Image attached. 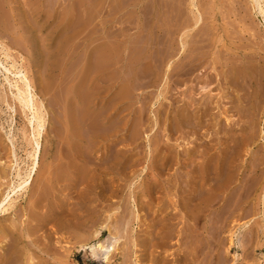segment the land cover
Instances as JSON below:
<instances>
[{"label": "rangeland", "instance_id": "rangeland-1", "mask_svg": "<svg viewBox=\"0 0 264 264\" xmlns=\"http://www.w3.org/2000/svg\"><path fill=\"white\" fill-rule=\"evenodd\" d=\"M138 1L107 0L101 6L100 0H0V41L10 47L11 59L26 73L46 118L31 182L22 193L9 194L14 200L0 214V264H264V198L260 199L264 192V15L253 7L254 0H195L193 11L201 16L199 24L209 30L206 35L193 31L188 39L209 51L217 62L212 72H220L221 63L228 60L249 65L253 74L241 80L244 114L236 112V96L220 78L213 80L211 114L204 118L202 96L197 95L203 74L195 71L197 76L191 74L181 85L175 75L177 47L186 29L179 27L191 20L188 0H141L139 5ZM260 2L264 8V0ZM141 57H147V64H137ZM2 72L7 75L0 64V198L18 181L16 170L23 173L30 165L32 138L29 112L18 106L14 87L8 86ZM145 72L149 75L144 76ZM257 81L261 90L253 114L248 98ZM125 88L128 98L124 99ZM182 88L186 97L195 92L196 101L185 140L174 118ZM138 109H143L141 130L145 131L132 142L128 128L121 125L136 120ZM250 119L255 121L256 142L248 153L241 151L236 162L246 166L239 172L240 182L252 181L247 168L255 151L262 161L254 175L260 185L242 191L246 202L229 218L224 231L217 233L222 221L219 212L226 208L222 202L213 201L195 222L184 216L180 200L189 188L199 185L195 175L205 159L214 162L229 150ZM105 133L111 136L103 139ZM119 148L140 157L138 167H145L155 154L159 172L146 167L140 179L137 171L129 169L121 174L109 172L108 164L97 156H111ZM77 154H81L80 168L73 173ZM109 178L115 179L116 188L110 187ZM146 181L156 185L150 210L147 196L141 193ZM55 201H59L56 207ZM159 206L164 207L160 214L154 211ZM136 208L138 217L133 220ZM162 216L166 223L158 225ZM100 223H109L118 236L117 249L107 262L78 246L100 229ZM102 229L89 245L97 239L112 241L108 229ZM231 232L233 243L227 248Z\"/></svg>", "mask_w": 264, "mask_h": 264}, {"label": "bare ground", "instance_id": "bare-ground-1", "mask_svg": "<svg viewBox=\"0 0 264 264\" xmlns=\"http://www.w3.org/2000/svg\"><path fill=\"white\" fill-rule=\"evenodd\" d=\"M106 1L107 0H100V5L103 6L106 3ZM138 2H139L138 3V5H139L140 2H141V0H139ZM164 3H162L163 6H164ZM168 5L166 7H168ZM195 5H196L195 4V0H188V5L187 6H188V8H190V13H191L190 19L191 20H190V22L185 21L184 23H181L180 24V27H179L180 30H182V29L184 30V28H186V29L183 32H181V36H180V39H179V43H178V47H177V52H176V66H175L176 73H175V75L178 77V83L180 85L181 84H184L186 78L188 76H190L191 74H193L195 71H198V73H201V75L203 74V80L202 81L204 82V84L201 86L200 91L199 92L196 91V92L198 93L197 95L200 94V97L202 96V98H201V101L202 102H200V104L202 105L201 108L203 109L202 110V113H201V117H204L205 118V116L208 117L211 114L210 113V108H211L210 104L212 102V95L210 94L211 93L210 90L213 89L212 88L213 87V80L214 81H219V79L222 78L223 81H224L225 87L228 90L230 89L234 93V95L236 96V100L239 103L238 106H237L236 112H238V114H240V113L244 114V111H243V109L241 107L242 105H240L241 104L240 103L241 102L240 101V91H243L242 89L244 87V84L242 86L241 80H244L245 81V79H246L247 76H249V78H253V76H252L253 74L251 72L252 71L251 70V67L249 65H247V64L242 63V62H241L242 64H237L236 62H230V61L226 60L225 63H221V67L222 68H221L220 72H216L215 74L212 72V71H214L216 69L217 62L213 58H211V55H210L209 51L202 50V48H204V45H203V47L201 46L202 48L201 47H196L195 45H192L193 43L191 44L190 40L188 39V37L193 34L192 33L193 31H195L196 33H201V35L202 34L206 35V34H208V30H209V29L205 28L206 26L205 27L200 26L201 24H199V22L201 20V16H200L199 13H197V10L195 12L193 11V10H195ZM124 6L127 7L126 5H124ZM253 7L254 8L255 7H258L259 10H260V12L264 15V8L261 5L260 0H254ZM168 11H170V10H168ZM165 15H166V13H165ZM0 17H2V16H0ZM70 20H71V18L70 19L65 18L64 21L69 22ZM263 21H264V19H263ZM99 22H100V20H99ZM166 22H167V20H166ZM103 23L105 24V21ZM65 25L67 26V24H65ZM165 27H168V25H165ZM165 30H166V28H165ZM168 30H169V28H168ZM219 40H220V38H217L216 41H219ZM4 43L5 42L0 41V52L3 54V58L2 59L4 60V62H2L0 60V64H1V66H3V69L6 71L7 75L5 73H3L4 71L2 73H3V75L5 74L4 77H5V80L8 82V86L10 85V86L14 87L13 96H14V99L19 104L18 106H20V108L22 109V111H28L29 112V115L30 116L28 117V122L31 125V130H32V133H31L32 136L31 137L32 138L31 139L29 138L30 139L29 141H30V144H31V150L28 151V157H30L29 160H31L30 161V165L26 169H24V172L23 173H22V171H20L19 169H17L16 170V176L18 177V181L15 184L14 183H11V186L9 187L10 189L8 191H3V192H5V194L0 198V214L2 212H4L5 210L7 211L8 207L11 206V204H12V202L14 200V199H11V197H10L9 194H11L12 192L16 194L18 191L21 192L23 190H26L27 186L31 182L32 176L35 173L36 168L38 166L39 154H40V150H41V140H40V138H41V131L43 130V127L45 126L44 125V119H46V118H44L43 105H42L41 102H39L37 100L38 98L36 99L35 94L33 92V88H32V86L30 84V81H29L26 73L23 71V69H21L22 67L21 68H18L17 62L15 60H13L14 58L11 59L10 53H9L10 50L8 51V49H10V47L7 48L8 47V46H6L7 44L4 45ZM194 44H196V43H194ZM201 45H202V43H201ZM8 59H11L10 63H8ZM147 61H148L147 60V57H144V58L141 57L139 59V61L137 62V64H139V65L140 64H143V63H146L147 64ZM219 63H220V61H219ZM132 64H133V62H132ZM169 66H170V64H169ZM166 72H167V70H166ZM135 73H134V75H135ZM10 74L12 75L11 78H10ZM217 74L219 75V77L216 76ZM137 75H139V74H137ZM146 75H149V74H147V72H145L144 76H146ZM194 76H197V74L194 73ZM260 83L258 84V81H257V83L256 82L254 83V87H253V90H252V94L248 98V101L250 102V107L252 109V113L253 114H254V111L256 110V106H255L254 101H256V99L258 98V92L260 93V90H261V84ZM125 85L126 84H122L123 87ZM215 85H216V83H215ZM251 85L252 84L250 83V86ZM191 88H192V90L194 89V87H191ZM202 92H204V93H202ZM121 93H122L121 96L124 99L125 98H128L127 97L128 94H127V89L126 88H125L124 91H121ZM194 93L195 92L190 91V93L188 94V97H186L185 96L186 95V89L184 90L182 88V90L180 92V94L183 95L180 98L181 104H179V106L177 107V109L175 111V117L174 118H175V121H176V126H177V129L180 130L181 133H182V137H181L182 139L185 138V134H186L185 128L189 127L191 125V120L193 118H195V113L193 114V109H192V105H194V101H195L193 99L195 97H192V95ZM2 97L4 98V96H2ZM185 98H187V100ZM0 100H2V98ZM230 101H233V100L231 99ZM195 103H196V101H195ZM217 106H219V104H217ZM138 110H140V109H138ZM142 110L143 109H141L138 112L137 117H136V120L134 119V121H132L133 123L131 122L128 125V121L125 120V122L121 125L122 128H128L129 135H130L129 137L132 140V142H133L134 139L135 140H138L137 138L140 136V134L142 132L141 127H143V122H144V120L142 122V119H141ZM226 111H227V108L226 109H223L222 112L226 113ZM108 114L111 115L112 112H109ZM220 114H221V112H220ZM227 120L230 121V119L226 118V121ZM197 122H201V121H198L197 120ZM246 123H247V125H243L242 126L243 131H242L241 135L239 137H234L232 139L233 145H231V148L229 146V150L224 151L223 154L221 153V155H219L215 159L214 162L213 161H210L208 158H207V160L205 159V161L202 163L200 169L197 170V175H195V178L197 177L198 180H199V182H198L199 185L193 186L192 189L189 188V190L186 192L187 193L186 197L183 198L182 200H180L181 203H182L180 205L183 206V208H184V210L186 212L184 216L187 215L188 216L187 219H189V217H190L195 222H198L196 220L198 218H200L201 216L202 217L205 216L206 213H204L205 212L204 210L207 207H209V205L213 201H216V203L217 202H222V203H220V205H223V208H224V206L226 208H224V210H222V211L219 212L218 219H221L222 218V221L221 220L218 221L219 225L217 227V233H221V232L224 231L225 224L228 222L229 218L233 215V213L237 210V208L239 206H242V204L244 202H246L247 195L242 196L243 195L242 194L243 193L242 191L244 189H248L250 187L253 188L252 190H254L255 188H257L260 185L259 184V181L260 180L257 181V178L254 177V175L259 170V166L262 163V161H261L260 156L255 151H254V153L256 155L254 157L251 156L252 158H251V161L249 162V167L247 168L248 169V172L251 174L252 181L249 182L248 179H245L244 182L243 181L240 182L241 176L239 175L240 174L239 172H240V170H244L246 166H243L242 164L238 165V163L236 161H237V159H239L240 154H241V151H242V153H248V150H249L250 146L252 144L254 145L255 142H256V140H255L256 139V135H255V133H256L255 132V121L253 122L250 119ZM97 136H99V135H97ZM110 136H111V133L101 134V137L103 139H108ZM123 147H125V146H123ZM71 148H72V146H71ZM77 148H78V145H77ZM78 151H79V149H78ZM80 151H82V150H80ZM74 152H76V150ZM111 153H113V152H111ZM77 155H78V157L75 158V159H73V161H72L73 163H72V167L71 168H73L72 169L73 170V173L78 172V169L80 168V164H79V162H80L79 161L80 156L79 155H81V154H77ZM154 155L151 158H149L148 163H147V165L145 167H138V165L141 163L140 157H134V155H133V153L131 151L130 152L122 151V149H120V148L117 149L116 152L113 155H111V156H108L107 154L106 155H101V156H97V159L102 160L104 163H107L108 164V166L106 167V169L109 172H111V171L114 172L115 171V172L120 173V172H123V170H125V169H129L130 171H132V173H135L137 171L136 177L139 178L140 175L143 172H145L144 170H145L146 167L149 168L150 170L155 171L156 174L159 172L158 171L159 170L158 167H159L160 164L157 162V157L154 156ZM65 158H67V157H65ZM211 165H212V167H211ZM55 167H56V164H55ZM240 167H243V169H240ZM57 168H53V169L57 170ZM103 168H105V167H103ZM107 170H106V172H107ZM56 172H58V171H56ZM211 173L213 175H211ZM100 174L103 177V179L101 181L104 182L105 181L104 180L105 179L104 178V175L105 174H104L103 171ZM242 174H243V176H245L244 175V172ZM90 178H92V177H90ZM212 179H213V183L211 182ZM82 180H85L86 182H88V178H85V179L83 178ZM114 180L113 179H110V178L108 179V184L110 183V187H111V184L115 182ZM132 182H133V180H132ZM117 184L120 185L119 183H117ZM131 184L133 186V183H131ZM116 187L114 186V188H116ZM155 188H156L155 181H152V182L151 181L150 182L146 181L144 183V187L141 190V193L144 194V195H146L147 198H148L147 208L149 210L151 209V205H152V202H153L152 201L153 199L151 197V193L155 190ZM6 190H7V188H6ZM18 196H17V198H19ZM12 197H14V196H12ZM263 198H264V192H263V195L260 198L261 199V202H262ZM59 201H55L54 207H56L59 204ZM133 201H134V199L132 200V202ZM212 204H214V203H212ZM141 206H143V205H141ZM170 206L172 207V209L175 210V206H172V205H170ZM163 208H164L163 206H159L154 211L155 212H158L160 214L162 212L161 209H163ZM166 213H167V211H166ZM169 214H171V217H169V218L172 219L174 213L173 212H170ZM1 215H3V214H1ZM137 217H138V209L136 208L134 210V213H133V217L132 218L134 220ZM163 218H164V216H162L161 218H159L156 221V223L158 225L159 224L161 225V223L162 224L163 223H166V222H162L163 221ZM236 219H238V218H236ZM108 224L109 223H107V225ZM107 225L102 223L100 229H97L96 231L92 232V235L90 237H88L84 242H83V240H82V242L80 241V243L78 242L79 240L77 241L79 243L78 246L80 248H82V250L83 249H88L90 251V254L93 257H96L97 256L96 258H98L99 256H102V258L104 259L105 262L109 261L110 252L115 251L114 249H117L116 242L118 240L117 239L118 236L115 233L116 232V229L115 230L110 229V227L107 226ZM242 225H244V223ZM102 228H107L108 229V231H109L108 234H109L110 238H112V241L109 242V243H105V240L103 241L101 239L102 241H100V239H99V241H98V239H97V243L90 244L89 245L88 244V241L91 238L96 237V236H97V238L100 237V235L103 232V229ZM4 229H5V227H4ZM158 229L159 230H162L161 227L158 228ZM110 230H113V232L110 231ZM233 232H231V234H230V241H229L230 244L228 243L229 246L227 248L231 247V245L233 243V239H232ZM160 233H161V231H160ZM167 239H169V238H167ZM13 241H14V239H13ZM219 245H220V242H219ZM254 248H255V246H254ZM262 250L264 252V249H262ZM200 251H201V249H200ZM162 258H164V257H162Z\"/></svg>", "mask_w": 264, "mask_h": 264}]
</instances>
